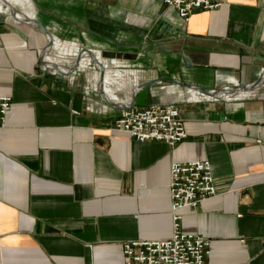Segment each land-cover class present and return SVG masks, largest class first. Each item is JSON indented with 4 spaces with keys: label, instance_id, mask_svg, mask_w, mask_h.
<instances>
[{
    "label": "crops",
    "instance_id": "crops-1",
    "mask_svg": "<svg viewBox=\"0 0 264 264\" xmlns=\"http://www.w3.org/2000/svg\"><path fill=\"white\" fill-rule=\"evenodd\" d=\"M219 1L184 22L165 0H0V264H125L173 235L172 164L206 160L218 195L183 232L208 264H264V0ZM147 83L185 121L175 147L116 128Z\"/></svg>",
    "mask_w": 264,
    "mask_h": 264
},
{
    "label": "built area",
    "instance_id": "built-area-1",
    "mask_svg": "<svg viewBox=\"0 0 264 264\" xmlns=\"http://www.w3.org/2000/svg\"><path fill=\"white\" fill-rule=\"evenodd\" d=\"M187 22L196 12L220 7L219 0H165ZM11 97H0V138L7 123ZM116 128L139 142H163L175 147L188 138L185 121L178 108L151 105L122 111ZM173 235L160 241H132L123 246L125 264H208L211 240L182 230L180 211L196 209L204 201L218 195V187L210 161L174 162L171 166Z\"/></svg>",
    "mask_w": 264,
    "mask_h": 264
},
{
    "label": "water",
    "instance_id": "water-1",
    "mask_svg": "<svg viewBox=\"0 0 264 264\" xmlns=\"http://www.w3.org/2000/svg\"><path fill=\"white\" fill-rule=\"evenodd\" d=\"M43 30L47 34L50 35L51 42H52V38H53L52 35L46 29L43 28ZM98 65H99L100 69L102 71H104V66L103 65H100V64H98ZM75 67L72 69V71L75 70ZM55 68H57V67H55ZM81 80H82V74H79L78 75V81H79V83L82 82ZM151 85H152L151 83H147V84L142 85L141 87H139L138 89L135 90L134 97H133V101H132V105H131V107L129 109H134L135 106L146 107L147 105L148 106H151L152 105V93H151V89H150V86Z\"/></svg>",
    "mask_w": 264,
    "mask_h": 264
}]
</instances>
